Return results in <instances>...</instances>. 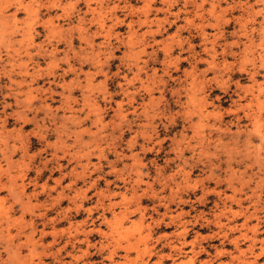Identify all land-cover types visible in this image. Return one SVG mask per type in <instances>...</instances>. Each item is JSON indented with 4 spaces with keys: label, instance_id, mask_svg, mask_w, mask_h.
Segmentation results:
<instances>
[{
    "label": "rangeland",
    "instance_id": "rangeland-1",
    "mask_svg": "<svg viewBox=\"0 0 264 264\" xmlns=\"http://www.w3.org/2000/svg\"><path fill=\"white\" fill-rule=\"evenodd\" d=\"M0 264H264V0H0Z\"/></svg>",
    "mask_w": 264,
    "mask_h": 264
},
{
    "label": "bare ground",
    "instance_id": "bare-ground-1",
    "mask_svg": "<svg viewBox=\"0 0 264 264\" xmlns=\"http://www.w3.org/2000/svg\"><path fill=\"white\" fill-rule=\"evenodd\" d=\"M102 25V24H101ZM7 219V218H6ZM123 222V221H122ZM6 234V233H5ZM8 246V245H7ZM236 247V246H235ZM17 249V248H16ZM255 256V255H254ZM239 258V257H238ZM242 261V260H241Z\"/></svg>",
    "mask_w": 264,
    "mask_h": 264
}]
</instances>
